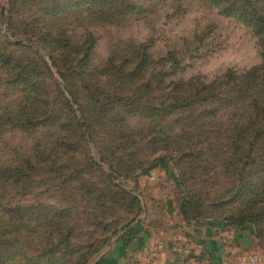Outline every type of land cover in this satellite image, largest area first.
I'll return each instance as SVG.
<instances>
[{"label":"rangeland","instance_id":"1","mask_svg":"<svg viewBox=\"0 0 264 264\" xmlns=\"http://www.w3.org/2000/svg\"><path fill=\"white\" fill-rule=\"evenodd\" d=\"M260 15L264 0H0V264H121L171 208L192 220L186 198L198 222L264 201V135L244 168L264 133ZM261 218L229 264H264Z\"/></svg>","mask_w":264,"mask_h":264},{"label":"crops","instance_id":"2","mask_svg":"<svg viewBox=\"0 0 264 264\" xmlns=\"http://www.w3.org/2000/svg\"><path fill=\"white\" fill-rule=\"evenodd\" d=\"M170 210L168 214L173 215L168 216L165 228H139L124 241L122 263L131 257L142 264H229L230 252L245 251L257 242L253 233L238 231L227 221L186 222L179 209ZM228 240L235 241L233 248H226Z\"/></svg>","mask_w":264,"mask_h":264},{"label":"trees","instance_id":"3","mask_svg":"<svg viewBox=\"0 0 264 264\" xmlns=\"http://www.w3.org/2000/svg\"><path fill=\"white\" fill-rule=\"evenodd\" d=\"M258 20L260 21V24L263 26L264 28V16L260 15L258 17ZM264 91H262L261 93H263ZM260 103L259 101H253L254 105H255V109L258 110V112H261V116L264 118V114L262 113V111H264L263 109H261V105L264 107V104L261 103V101H263V97H259ZM254 141L253 143H251L249 145V151L245 157L246 162L244 163V168L249 167L251 164L254 163L255 157H254V151H255V147H256V143L257 141L260 139L261 136L264 135V133H254ZM7 171H11L10 169ZM23 170L22 168H18L14 171V173L18 172L21 173ZM247 171H242V173H246ZM233 197V196H232ZM250 203L252 205V208L249 209V211H242L240 210L237 213V216H230L229 218L225 219L224 221H227L229 223H232L233 226L236 227L237 230H242V228L245 227L246 224H250V223H259V221H261V216H263L264 214V207H261V203H264V201H253L250 200ZM259 204V205H256ZM202 205L196 204L195 202H193L191 199L186 198V205L183 207V211H184V215H186V219H193V220H197L195 219L198 216L195 215H191V213H196L198 214V210L202 209ZM219 207V206H218ZM220 208V207H219ZM256 213V215L254 216V214ZM200 218V216L198 217ZM218 221V220H215ZM126 230V229H125ZM258 237H260V235L257 233ZM261 238V237H260ZM39 258L38 259H29L28 264H41V262H43L44 260H46L47 258V253L46 254H39L38 255ZM41 256V257H40Z\"/></svg>","mask_w":264,"mask_h":264},{"label":"built area","instance_id":"4","mask_svg":"<svg viewBox=\"0 0 264 264\" xmlns=\"http://www.w3.org/2000/svg\"><path fill=\"white\" fill-rule=\"evenodd\" d=\"M250 262L255 263V262H256V261H255V258H253V257H249V258H247V259H244V263H250Z\"/></svg>","mask_w":264,"mask_h":264}]
</instances>
